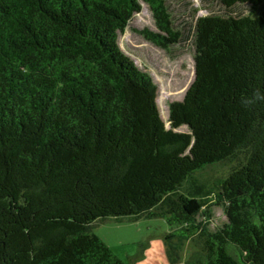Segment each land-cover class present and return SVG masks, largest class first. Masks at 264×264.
<instances>
[{"label":"trees","instance_id":"16d2710c","mask_svg":"<svg viewBox=\"0 0 264 264\" xmlns=\"http://www.w3.org/2000/svg\"><path fill=\"white\" fill-rule=\"evenodd\" d=\"M142 3L145 40L194 53L167 121L120 45ZM198 3L0 0V264H126L91 231L123 217L163 218L186 264H264V0Z\"/></svg>","mask_w":264,"mask_h":264},{"label":"rangeland","instance_id":"374dc122","mask_svg":"<svg viewBox=\"0 0 264 264\" xmlns=\"http://www.w3.org/2000/svg\"><path fill=\"white\" fill-rule=\"evenodd\" d=\"M196 16H203L206 11L197 9ZM142 10L131 21L128 29L120 36L122 49L145 72L149 73L159 87L158 104L163 118L168 119V108L171 102L183 100L194 80V53L190 45L177 46L166 51L145 40L137 30L149 28L156 30L152 13L145 3ZM183 14V12H175ZM179 20H177V23ZM169 126V123H167ZM224 168L217 166L209 170L211 175H219ZM212 218L209 227L215 230L221 227L227 217L222 206L212 207ZM91 231L98 235L112 252L126 264H186L193 246L186 243L179 250V258L175 257L174 249L178 247L165 236L172 227L160 217L120 219L109 218L98 220L91 226Z\"/></svg>","mask_w":264,"mask_h":264}]
</instances>
